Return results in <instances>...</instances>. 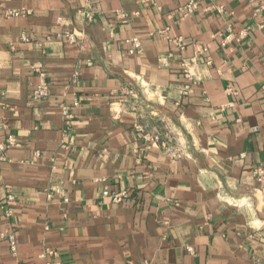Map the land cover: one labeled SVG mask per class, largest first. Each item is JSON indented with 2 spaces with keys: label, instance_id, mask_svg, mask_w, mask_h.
Segmentation results:
<instances>
[{
  "label": "crops",
  "instance_id": "0c3cea01",
  "mask_svg": "<svg viewBox=\"0 0 264 264\" xmlns=\"http://www.w3.org/2000/svg\"><path fill=\"white\" fill-rule=\"evenodd\" d=\"M262 5L0 0V264H264Z\"/></svg>",
  "mask_w": 264,
  "mask_h": 264
},
{
  "label": "built area",
  "instance_id": "2783aa9c",
  "mask_svg": "<svg viewBox=\"0 0 264 264\" xmlns=\"http://www.w3.org/2000/svg\"><path fill=\"white\" fill-rule=\"evenodd\" d=\"M196 6L195 1H190L189 4H187L183 10H185L187 13L193 11L194 7ZM264 8V5L260 6L257 10H260ZM28 11L25 9H9L6 11V14L8 15H14V16H18L20 14L23 13H27ZM84 15L88 18V20L92 19V15L89 12H85ZM61 37L66 39L68 42L70 43H78L80 40L83 39V35L76 33V31H66L64 33L61 34ZM128 42L131 43V48H130V52L131 53H135V52H140L142 49V43L141 40L138 37H133L132 39H128ZM178 45L180 47L183 48V43L181 39H178ZM50 94V85L48 83V81L44 78V75L41 74V80L39 83H37L35 85V87L33 88L32 91V97L34 100L38 101V100H42V99H46L49 97ZM76 105H78V102L75 103ZM62 111L64 116L69 119L72 117L71 114V107L64 104L62 106ZM155 140L158 138V136L154 137ZM10 142H12V139H10ZM6 144L3 142H0V163L6 159ZM258 176L261 179V173L263 172L262 169H258L257 171ZM54 191L62 193V189H55ZM125 194V192H115V191H110L109 189H104L103 191V195L105 196H111L113 197L114 200H121L122 196ZM53 193L50 192L49 196H52ZM8 199V203L12 202L14 197L11 193L8 194L7 196ZM65 200H68L67 198H65ZM3 209L5 210L7 215H11V211L12 209L9 207V205H3L2 206ZM0 238L6 239L8 241V247H9V252L11 255L16 256L18 254V242H17V238H16V234L13 231H5L3 233L0 234ZM50 264V263H49Z\"/></svg>",
  "mask_w": 264,
  "mask_h": 264
}]
</instances>
